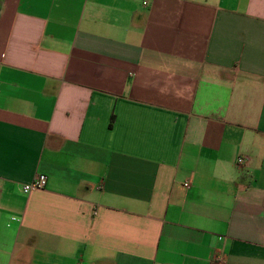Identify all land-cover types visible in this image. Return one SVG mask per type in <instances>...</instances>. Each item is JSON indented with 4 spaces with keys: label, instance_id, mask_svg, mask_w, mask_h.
Instances as JSON below:
<instances>
[{
    "label": "crops",
    "instance_id": "0c3cea01",
    "mask_svg": "<svg viewBox=\"0 0 264 264\" xmlns=\"http://www.w3.org/2000/svg\"><path fill=\"white\" fill-rule=\"evenodd\" d=\"M0 264H264V0H0Z\"/></svg>",
    "mask_w": 264,
    "mask_h": 264
},
{
    "label": "built area",
    "instance_id": "2783aa9c",
    "mask_svg": "<svg viewBox=\"0 0 264 264\" xmlns=\"http://www.w3.org/2000/svg\"><path fill=\"white\" fill-rule=\"evenodd\" d=\"M250 160V157L246 156V155H242L240 157H238V164L240 166H244L246 162H248ZM46 176L41 175L40 177H38L37 179H35L34 181L30 182V183H26L23 185V190L26 193H29L33 190L39 189V188H43L46 185ZM186 186H189L190 183H186Z\"/></svg>",
    "mask_w": 264,
    "mask_h": 264
}]
</instances>
